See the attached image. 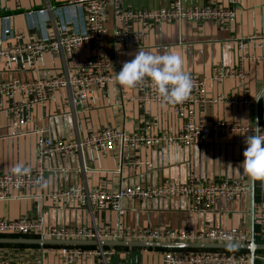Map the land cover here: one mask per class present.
I'll list each match as a JSON object with an SVG mask.
<instances>
[{"label":"crops","instance_id":"crops-1","mask_svg":"<svg viewBox=\"0 0 264 264\" xmlns=\"http://www.w3.org/2000/svg\"><path fill=\"white\" fill-rule=\"evenodd\" d=\"M72 0H0V16H11V28L21 42L40 38L39 30L32 28L24 16L26 11L49 6L55 8ZM207 1L222 7H232L235 18L222 26L213 22L201 24L181 21L160 23L145 29L139 48H124L115 44L112 37L113 15L107 9L104 42L106 58L113 67H120L134 58L138 50L156 52H179L184 59V70L206 79L214 66L237 67L241 62L244 79L229 78L209 85L207 99L236 95L252 100L250 106L232 105L227 102L209 103L195 107L196 119L208 125L216 121L241 122L264 131V38H257L240 52L237 39L240 36L264 34V0H182L185 5H202ZM172 0H124L126 8H152L168 6ZM40 18V17H38ZM56 21L46 25L49 34L54 33ZM0 23V33H1ZM138 26L135 25L134 29ZM10 42H14L10 40ZM90 51L81 49L78 56L65 60L61 56L44 53L29 60L0 59V82L21 83L45 80L70 74L89 57ZM252 57L261 61L254 64ZM133 91L109 84L102 91H92L83 101L77 100L69 90L59 89L47 101L34 106L27 120L19 126L24 134L9 137V114L12 101L21 103L26 99L16 93L9 100L0 93V174L11 171L17 163L33 169L42 165L44 182L39 189L24 192L10 191L13 198L0 201V218L16 219L27 215L39 218L46 226H93L115 228L123 224L131 228L157 227L181 230L191 228L242 227L254 230V241L264 243V233L252 221V207L264 201V181H252L237 165L243 160L244 140L247 134L228 136L211 135L196 141L192 146L164 144L153 148L141 147L121 152L84 149L80 154L67 157L49 155L40 164L36 159L35 144L39 129L51 139L82 137L90 131L115 128L132 133L149 126L153 135L175 132L182 121L171 106L138 103L131 99ZM131 162V165L126 164ZM138 162H149L150 167ZM189 174L196 179L208 181L219 179H247L253 183V193L233 200L219 198L208 212H192L189 202L180 197L153 199H123L122 212L64 206L52 201L51 191L69 185L116 191L131 186H155L164 180L184 182ZM14 237V236H4ZM19 237V236H17ZM31 238V237H30ZM36 238V237H33ZM112 252L106 256L108 264H162L166 248L107 247ZM58 247H0V257L16 261L43 259V264H61ZM198 250V249H188ZM208 250V249H200ZM221 250L235 252L237 250ZM248 255L247 251H241ZM249 260V255H248ZM75 264H96V258L84 257ZM249 264V262H248ZM254 264H264V251H256Z\"/></svg>","mask_w":264,"mask_h":264},{"label":"built area","instance_id":"built-area-1","mask_svg":"<svg viewBox=\"0 0 264 264\" xmlns=\"http://www.w3.org/2000/svg\"><path fill=\"white\" fill-rule=\"evenodd\" d=\"M124 0H72L66 5L26 11L24 16L30 26L39 30L40 38L21 42L19 36L11 28V16H0V59L17 60L27 58L34 60L48 52L71 60L78 56L81 49L90 51L89 57L70 74L60 77L36 80L30 82H0V93L13 100L16 93H22L26 99L21 103L12 101L7 109L9 114V137L24 134L21 126L28 117L30 110L49 99L55 91L67 89L79 101L86 99L92 91H102L107 85L121 87L114 81L115 73L120 67H113L106 58L104 42L107 29L105 27L107 9L111 7L113 15L112 37L115 44L124 48L136 49L142 45L145 29L160 23H179L187 21L201 24L213 22L222 26L235 18L236 12L232 7H222L207 1L202 5H185L182 0H172L168 6L152 8H126ZM40 17V18H38ZM54 33L47 32L46 25L53 21ZM137 25L138 28L134 29ZM257 38L263 35L253 34L240 36L237 48L240 52ZM13 40L14 42H10ZM240 64L231 68L222 65L214 66L208 79L190 73L194 86L190 98L183 104L171 106L177 118L182 123L173 133L156 134L146 128L127 133L115 128H105L90 131L82 137L72 139H51L44 135L45 129H39L35 144L37 161L42 164L49 155L67 157L73 153L80 154L84 149L93 151L112 152L118 148L121 152L136 150L141 147L153 148L164 144L192 146L196 141L211 135L228 136L247 134L257 129L246 123L216 121L205 125L196 119L195 107L206 102H227L232 105L250 106L252 100L236 95L229 97L218 96L207 99V80L209 85L220 83L229 78L244 79ZM254 64L261 61L252 57ZM133 91L132 100L146 104H160L161 101L153 91L150 81L145 80ZM264 135V131L260 130ZM131 165V162H126ZM150 167L149 162H138ZM45 177L42 165L30 169L24 175L8 171L0 174V201L13 198L10 191L24 192L41 188ZM251 183L247 179L198 180L189 174L184 182L164 180L155 186L142 187L139 185L118 189L116 191L86 188L79 185H69L65 188L51 191L48 196L64 206L77 205L89 209L113 210L121 213L120 202L123 199H153L163 197L185 198L192 212L210 211L219 198L240 199L251 192ZM252 221L264 233V201L252 207ZM0 234H13L26 238L34 236L41 239L57 240H94V241H139V242H185V243H225L247 244L254 240L253 232L242 227L216 228L203 230L184 228L175 230L157 227H136L118 224L115 228H99L93 226H46L39 218L21 216L16 219L0 218ZM61 264H75L84 257L96 258V264H108L106 256L112 252L102 246H61L58 249ZM248 255L241 251L223 252L221 250H188L170 249L162 256V264H248ZM0 264H43V259L33 261H16L9 257H0Z\"/></svg>","mask_w":264,"mask_h":264},{"label":"clouds","instance_id":"clouds-1","mask_svg":"<svg viewBox=\"0 0 264 264\" xmlns=\"http://www.w3.org/2000/svg\"><path fill=\"white\" fill-rule=\"evenodd\" d=\"M183 66L184 59L179 52L158 54L138 50L134 58L124 62L119 73H115L114 81L121 87L133 89L148 80L163 106H176L190 98L194 86L190 73ZM256 129V134L245 137L243 160L236 168L252 181H264V135L260 134L258 126ZM11 171L24 175L30 169L17 163Z\"/></svg>","mask_w":264,"mask_h":264},{"label":"water","instance_id":"water-1","mask_svg":"<svg viewBox=\"0 0 264 264\" xmlns=\"http://www.w3.org/2000/svg\"><path fill=\"white\" fill-rule=\"evenodd\" d=\"M253 193V183H251ZM253 232V230L251 231ZM3 245H57V246H102V247H138V248H166V249H224L243 250L249 255V264H254L255 252L264 251V243L254 240L247 244L225 243H185V242H139V241H94V240H57L24 237H0Z\"/></svg>","mask_w":264,"mask_h":264},{"label":"trees","instance_id":"trees-1","mask_svg":"<svg viewBox=\"0 0 264 264\" xmlns=\"http://www.w3.org/2000/svg\"><path fill=\"white\" fill-rule=\"evenodd\" d=\"M4 236H14L17 237V235H13V234H0V237H4ZM33 238L34 236H27L26 238ZM24 246H32V247H38V245H3L0 244V247H24ZM44 247H61V246H57V245H44ZM107 248V247H106ZM237 251H243V250H237Z\"/></svg>","mask_w":264,"mask_h":264}]
</instances>
